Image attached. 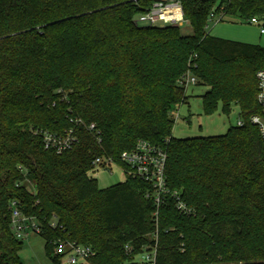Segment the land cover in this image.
<instances>
[{"label":"trees","instance_id":"1","mask_svg":"<svg viewBox=\"0 0 264 264\" xmlns=\"http://www.w3.org/2000/svg\"><path fill=\"white\" fill-rule=\"evenodd\" d=\"M156 1L0 0V264H27L13 201L37 222L52 264H63L55 248L67 242L94 251L78 264H137L155 243L156 264H264V138L251 121L264 45L208 31L212 11L264 18V0H166L180 3L191 34L139 24ZM188 71L208 86L205 114L236 105L243 124L173 137ZM73 127L79 140L62 154L36 133ZM139 140L166 149L167 186L192 214L166 195L155 221L149 183L127 175L102 188L89 175L94 158H117Z\"/></svg>","mask_w":264,"mask_h":264},{"label":"built area","instance_id":"2","mask_svg":"<svg viewBox=\"0 0 264 264\" xmlns=\"http://www.w3.org/2000/svg\"><path fill=\"white\" fill-rule=\"evenodd\" d=\"M223 19L222 14H216L212 11L209 14L208 23L210 21H220ZM185 21L183 10L179 2L157 0L153 6L147 11L141 13L137 17V22L143 25H179ZM251 24L258 25L261 34H264V18L252 17L249 21ZM196 56V55H195ZM257 80V103L260 112L252 115L251 121L258 126L264 138V68L259 69L256 73ZM186 89L191 85H197L198 79L195 75L188 71L180 81ZM76 125L84 123L81 118L75 120ZM238 125L243 124V120H238ZM91 131L99 140L100 131L97 129L96 123L92 122L88 125ZM43 140L44 148L53 150L57 154H62L75 147L79 138L76 128H70L63 133L52 132L48 130L36 131ZM168 153L161 145L153 144L147 140H139L136 145L129 150L123 151L117 158L110 155H99L92 160V170L107 169L112 173L114 165L119 166L126 173V176L139 178L151 185V191L147 193V197L153 199L156 211L154 212L155 221H158L159 209L164 203L166 195H170L174 199L175 208L185 215L193 213V209L183 200L180 193L172 192L167 186L166 180V164ZM16 208L12 212V227L17 238L25 240L31 232L38 233L40 228L35 220L28 218L22 214L17 208L16 201H13ZM154 239L157 241L158 232L155 231ZM127 253H132L129 245L125 246ZM55 253H62L63 263L78 264L88 261L94 255V251L89 246L77 244L74 242L60 243L55 248ZM157 243L146 247L141 253L136 255L137 264H156Z\"/></svg>","mask_w":264,"mask_h":264},{"label":"rangeland","instance_id":"3","mask_svg":"<svg viewBox=\"0 0 264 264\" xmlns=\"http://www.w3.org/2000/svg\"><path fill=\"white\" fill-rule=\"evenodd\" d=\"M178 26L183 34L192 33L191 25L186 20ZM208 31L211 35L220 38L264 45V34H261L258 25L237 21L232 16H225L223 20L217 22L210 21ZM207 90L208 86L201 84L188 87L187 100L174 113L173 137L191 138L220 135L225 133L230 126L237 125L240 112L239 107L236 105L232 107L229 114H225L221 106L212 115L204 113L202 95ZM89 175L95 178L102 188L126 180V173L116 165L112 167V173L107 169L99 168L96 171H91ZM23 241L20 256L25 263L52 264L51 258L46 254L45 240L41 235L31 232Z\"/></svg>","mask_w":264,"mask_h":264}]
</instances>
